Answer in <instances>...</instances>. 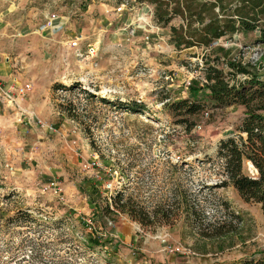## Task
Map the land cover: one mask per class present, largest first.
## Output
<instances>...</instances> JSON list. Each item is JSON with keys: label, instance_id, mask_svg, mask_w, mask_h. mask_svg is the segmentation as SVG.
I'll list each match as a JSON object with an SVG mask.
<instances>
[{"label": "rangeland", "instance_id": "1", "mask_svg": "<svg viewBox=\"0 0 264 264\" xmlns=\"http://www.w3.org/2000/svg\"><path fill=\"white\" fill-rule=\"evenodd\" d=\"M152 13L139 0H0V264L264 260L260 204L216 184L219 141L238 133L245 108L205 99L185 132L165 106L191 85L205 97L204 69L214 62L227 72L235 59L264 78V43L256 30L178 49ZM132 100L143 105L137 112L119 104ZM70 102L78 119L63 109ZM244 170L256 173L249 161ZM121 186L156 208L154 223L100 214ZM213 228L224 234L199 232ZM89 237L98 244L88 247Z\"/></svg>", "mask_w": 264, "mask_h": 264}, {"label": "trees", "instance_id": "2", "mask_svg": "<svg viewBox=\"0 0 264 264\" xmlns=\"http://www.w3.org/2000/svg\"><path fill=\"white\" fill-rule=\"evenodd\" d=\"M146 1L153 6V19L160 26H169L170 41L176 48L208 47L219 38H231L239 32H253L258 30L257 41L264 43V0H139ZM178 18L177 24H171ZM216 61L215 58L212 60ZM229 71H224L217 64H208L204 69L203 97L198 94L200 87L189 86V96L167 101L165 106L174 116H178L177 123H181L185 132H190L195 123L190 118L197 115L203 108V100L208 99L213 107H225L239 104L245 108V116L238 128V133L221 139L217 148V158L220 161L223 179L217 185L231 184L244 201H254L260 204L264 211V78L251 73L240 61L228 60ZM238 73L242 79H235ZM79 88L87 98H96L94 93L72 85L55 84L53 90ZM105 101L104 97H98ZM70 108L63 109L67 116L78 119L77 107L69 103ZM124 110L137 112L143 106L132 100L119 103ZM249 161L256 173L249 174L244 170V162ZM185 198V196H183ZM185 201H187L185 199ZM169 210V207L167 208ZM166 210V211H167ZM186 215L195 213L192 206L186 204ZM126 213L131 219L143 225L154 223L157 216L156 208L149 210L146 206L132 199V195L121 186L106 199L100 214ZM163 212V210H162ZM30 222L37 224V220L26 214ZM201 228V227H200ZM215 229L218 227H214ZM204 233V237L220 236L224 232ZM203 229V228H202ZM209 234V235H208ZM91 238V237H89ZM87 243V242H86ZM98 244V240L91 238L88 247ZM244 264H264V260H251Z\"/></svg>", "mask_w": 264, "mask_h": 264}, {"label": "built area", "instance_id": "3", "mask_svg": "<svg viewBox=\"0 0 264 264\" xmlns=\"http://www.w3.org/2000/svg\"><path fill=\"white\" fill-rule=\"evenodd\" d=\"M51 22H52V21L49 20V23H51ZM93 52H94V51H93ZM251 52H252V55L255 56V55L258 54V49L255 48V47H252V48H251ZM9 91H10V90H5V95H6L7 97H10V98H11L12 96H11V94L9 93Z\"/></svg>", "mask_w": 264, "mask_h": 264}]
</instances>
